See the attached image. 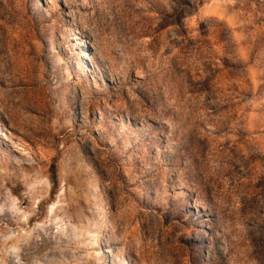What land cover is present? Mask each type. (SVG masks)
<instances>
[{
  "label": "rangeland",
  "instance_id": "obj_1",
  "mask_svg": "<svg viewBox=\"0 0 264 264\" xmlns=\"http://www.w3.org/2000/svg\"><path fill=\"white\" fill-rule=\"evenodd\" d=\"M0 264H264V0H0Z\"/></svg>",
  "mask_w": 264,
  "mask_h": 264
},
{
  "label": "trees",
  "instance_id": "obj_2",
  "mask_svg": "<svg viewBox=\"0 0 264 264\" xmlns=\"http://www.w3.org/2000/svg\"><path fill=\"white\" fill-rule=\"evenodd\" d=\"M53 183H55V181L53 180Z\"/></svg>",
  "mask_w": 264,
  "mask_h": 264
}]
</instances>
